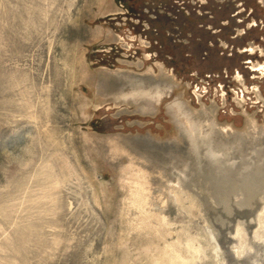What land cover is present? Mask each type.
Returning a JSON list of instances; mask_svg holds the SVG:
<instances>
[{"label": "rangeland", "instance_id": "obj_1", "mask_svg": "<svg viewBox=\"0 0 264 264\" xmlns=\"http://www.w3.org/2000/svg\"><path fill=\"white\" fill-rule=\"evenodd\" d=\"M0 264H264V0H0Z\"/></svg>", "mask_w": 264, "mask_h": 264}, {"label": "bare ground", "instance_id": "obj_2", "mask_svg": "<svg viewBox=\"0 0 264 264\" xmlns=\"http://www.w3.org/2000/svg\"><path fill=\"white\" fill-rule=\"evenodd\" d=\"M206 144V143H205ZM208 144V143H207ZM210 144V143H209ZM209 146V145H208ZM195 147V146H194ZM209 147H211V146H209ZM195 150H196V148H195Z\"/></svg>", "mask_w": 264, "mask_h": 264}]
</instances>
